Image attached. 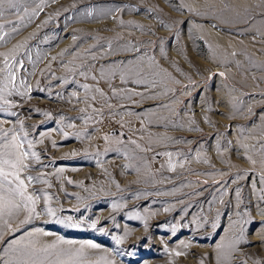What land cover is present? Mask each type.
<instances>
[{
	"label": "rangeland",
	"instance_id": "rangeland-1",
	"mask_svg": "<svg viewBox=\"0 0 264 264\" xmlns=\"http://www.w3.org/2000/svg\"><path fill=\"white\" fill-rule=\"evenodd\" d=\"M0 26V151L39 197L0 264H264V0H3Z\"/></svg>",
	"mask_w": 264,
	"mask_h": 264
},
{
	"label": "snow or ice",
	"instance_id": "snow-or-ice-1",
	"mask_svg": "<svg viewBox=\"0 0 264 264\" xmlns=\"http://www.w3.org/2000/svg\"><path fill=\"white\" fill-rule=\"evenodd\" d=\"M3 3V0H0ZM2 27V26H0ZM221 75H223L221 73ZM3 151H0V216L5 212L11 213L12 210H18L20 207L28 209L29 217L36 212L35 202L39 197H32L31 195H25L26 185L24 180L20 178V172L24 167H27L23 163L25 157L29 155L28 152L22 150V145L19 142L18 137H13L11 142H6L2 146ZM33 157L39 158L35 152L31 154ZM5 167L10 168L12 171L6 172ZM11 176L14 179L9 180ZM28 179L31 181L33 177L29 176ZM5 182L8 185L15 184L14 187L5 186ZM16 197L23 198V203L17 202ZM50 215H54L52 209H47ZM28 218L22 223H27ZM10 227V226H9ZM95 227V225H93ZM15 231V230H14ZM119 243V241H117ZM15 244V242H13ZM90 247H96L95 244H90ZM16 250V249H13ZM21 255L14 261H5V264H43V260L40 259V254H47V248H36L34 243L30 246L22 247ZM59 264V262H58Z\"/></svg>",
	"mask_w": 264,
	"mask_h": 264
},
{
	"label": "bare ground",
	"instance_id": "bare-ground-1",
	"mask_svg": "<svg viewBox=\"0 0 264 264\" xmlns=\"http://www.w3.org/2000/svg\"><path fill=\"white\" fill-rule=\"evenodd\" d=\"M219 42V41H218ZM221 43V42H220Z\"/></svg>",
	"mask_w": 264,
	"mask_h": 264
}]
</instances>
